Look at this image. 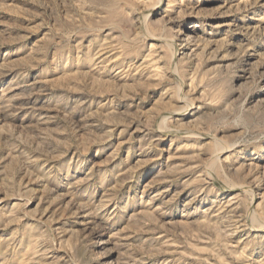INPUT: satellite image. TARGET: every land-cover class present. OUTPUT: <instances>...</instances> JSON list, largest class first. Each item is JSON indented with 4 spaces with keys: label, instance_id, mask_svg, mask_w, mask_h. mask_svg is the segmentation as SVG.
Returning a JSON list of instances; mask_svg holds the SVG:
<instances>
[{
    "label": "rangeland",
    "instance_id": "374dc122",
    "mask_svg": "<svg viewBox=\"0 0 264 264\" xmlns=\"http://www.w3.org/2000/svg\"><path fill=\"white\" fill-rule=\"evenodd\" d=\"M0 264H264V0H0Z\"/></svg>",
    "mask_w": 264,
    "mask_h": 264
},
{
    "label": "bare ground",
    "instance_id": "6f19581e",
    "mask_svg": "<svg viewBox=\"0 0 264 264\" xmlns=\"http://www.w3.org/2000/svg\"><path fill=\"white\" fill-rule=\"evenodd\" d=\"M224 148L221 149V151H223ZM218 163V162H217ZM216 164V163H215Z\"/></svg>",
    "mask_w": 264,
    "mask_h": 264
}]
</instances>
